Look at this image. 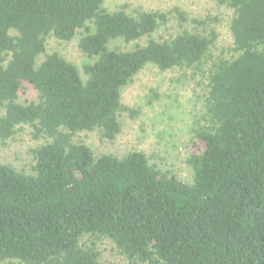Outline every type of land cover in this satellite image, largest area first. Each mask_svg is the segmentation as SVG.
Returning a JSON list of instances; mask_svg holds the SVG:
<instances>
[{"label": "trees", "instance_id": "1", "mask_svg": "<svg viewBox=\"0 0 264 264\" xmlns=\"http://www.w3.org/2000/svg\"><path fill=\"white\" fill-rule=\"evenodd\" d=\"M214 1L232 10L228 55L213 53L217 32L201 20L153 38L169 12L0 0V142L24 128L44 140L30 150V173L0 161V262L104 264L100 243L110 241L127 264H264V0ZM48 35H78L84 78L44 54ZM148 64L204 78L191 181L142 151L95 153L73 140L117 136L120 114L137 113L121 90ZM24 84L36 100H17Z\"/></svg>", "mask_w": 264, "mask_h": 264}, {"label": "rangeland", "instance_id": "2", "mask_svg": "<svg viewBox=\"0 0 264 264\" xmlns=\"http://www.w3.org/2000/svg\"><path fill=\"white\" fill-rule=\"evenodd\" d=\"M103 6L109 11L122 8L129 14L152 10L169 12L168 22L152 34L155 39L172 36L183 29H193L192 20L205 21L218 35L213 53L228 55L232 43L229 31L232 10L214 0H103ZM174 10L182 15L178 16ZM145 41L146 38L133 41L128 47ZM51 52H57L73 63L84 78L82 64L88 59L78 48V35L68 41L48 35L44 54ZM44 54L38 57V62ZM203 81L204 78L194 75L191 70H159L148 64L121 90L122 104L137 113L131 115L124 111L120 114L121 129L117 136L109 140L102 138L98 130L81 131L74 134L73 140L86 144L95 153L123 155L131 150L142 151L152 162L171 171L178 179L191 181L192 171L186 160L191 151L189 129L194 114L202 108ZM36 98L37 92L32 86L24 84L17 100L25 103ZM42 142L43 139H33L27 128L17 131L4 143L0 142V161L30 173L33 163L30 150ZM100 250L104 264H127L124 257L116 254L110 241L101 242ZM0 264L20 263L3 261Z\"/></svg>", "mask_w": 264, "mask_h": 264}]
</instances>
